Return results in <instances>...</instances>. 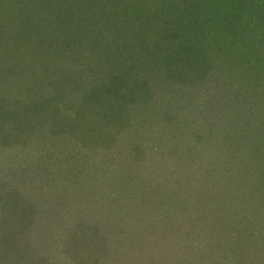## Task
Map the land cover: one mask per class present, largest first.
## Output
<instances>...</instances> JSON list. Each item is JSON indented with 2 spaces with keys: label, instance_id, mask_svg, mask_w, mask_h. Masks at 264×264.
<instances>
[{
  "label": "rangeland",
  "instance_id": "1",
  "mask_svg": "<svg viewBox=\"0 0 264 264\" xmlns=\"http://www.w3.org/2000/svg\"><path fill=\"white\" fill-rule=\"evenodd\" d=\"M34 1L16 0L13 4L12 0H0V52L5 53L6 49L10 70L17 69L22 62H25V59L29 58L26 52L32 50L34 46L36 48V45H46L48 54L49 45L58 47L57 37L50 39L48 36L50 30H61L64 34L65 31L69 33L71 31L70 38L77 36L78 40L85 41L86 45L81 54L78 51L79 41L73 43L70 50L64 52L66 67L63 64L58 67L66 70L59 73L60 78L56 75L54 79L57 83L55 86L58 87L56 92L62 93L75 87L77 70L84 63L87 64L83 66L87 72L108 70L98 78V87L103 89L111 64L114 62L108 64L107 59L106 61L100 59L102 56L98 51L95 35L98 32H101V35L109 34L108 30L121 35L118 26H122L123 17L114 16L112 13V18L106 19L110 25L75 32L80 18L79 10L73 7V1L59 0L62 6L65 1H70L69 8L72 7V10L68 11L61 5L57 8L53 0L52 2L44 0L47 2L45 11L51 15L47 22L51 25L47 27L38 22L41 14L35 11L37 8L34 7ZM144 1L151 8L149 0ZM152 1L155 6L149 10V15L153 10L154 16L160 18L158 21L162 23L163 16L171 18L172 11L166 7L170 0H164L165 4L161 6L156 4L157 0ZM179 1L183 5L182 8H187L189 5L185 0ZM115 8L117 9L114 6L113 10ZM117 10H121L119 14H123L124 7ZM138 15H140L138 12L135 13L136 17ZM116 20L118 21L115 23ZM185 23L175 26L173 22L170 34H181L180 37L187 42L189 29L187 30V26H182ZM192 32L196 31L190 33ZM44 35L45 43H43ZM199 38L201 37L197 33V41ZM148 41L150 36L147 37L144 33L140 38H130L127 47L131 46L129 50L134 49L136 54H140L142 47L148 46ZM155 46L158 47L153 45ZM82 47L84 45L81 43V51ZM255 47L254 54L262 55L261 49H264V43ZM156 51L158 49L154 52ZM246 53H250V48ZM240 56H236L233 60L225 56L222 60L213 57L206 59L209 70L203 74L199 81L202 87L195 93L190 91L188 84L182 83H179L172 92L165 83H155L150 80L151 77L147 83L141 82V85L132 91L130 105L133 111L131 118L134 121L130 122L127 129H132L136 137L141 131L145 133H143L145 136L138 137V140L134 141L132 148L144 147V153L138 159L141 165L146 166L144 171L149 177L142 179L143 177L133 176L130 166L124 163L120 167H115L118 163L115 164L113 160L108 163L112 168V176L109 179L110 171L106 172L103 168L97 172L92 168L93 157H90L89 150L84 151V156L79 155V152L72 154L74 160L84 164L83 167L79 166V169L83 170L82 174L73 171L74 174L79 172L84 180L81 185H76L77 193L67 198L65 196L60 198L57 195L54 201L52 197H43L40 201L34 198L31 192H36L38 188L37 175L26 174L16 179L10 177L8 180L11 182L8 183L9 181L6 180L4 184L1 182L5 179L1 177L0 195L10 193L11 186L14 192L23 195L20 203L27 210L23 217L36 220L41 228L54 227L51 234H40L37 237L40 242L37 241V244L25 246L24 248L29 250H24L22 254L18 253V258H15L16 264L21 262L24 264L19 260L22 258H27L24 261L33 264H264L262 260L264 205H261L259 196V194L264 195V94L262 95L263 92H258V88H255L241 95L245 97L243 103L247 101L254 103L261 98L262 107L257 112L249 114L248 118L240 120L241 117L235 112L240 103L236 90L224 89L228 84L239 85L240 80L233 75L238 74V68L243 65L244 61ZM93 57H97L98 60ZM125 61H120L121 64L116 63V71L128 68V63L126 64ZM218 61L223 62L220 64L230 73V77L233 76L235 79L231 78V80L226 76L225 70L219 66ZM18 69L21 70L22 67ZM54 69L50 67V70ZM47 79L51 82L50 76ZM22 83V79L16 80L10 88H4L8 91L3 92L2 97L12 99L14 93L21 90ZM208 86L214 92L218 89L219 96H234L238 102L236 107L218 118L208 111V108L206 113L191 115L190 111H186L193 104L191 99L195 98L199 102L201 96L198 94L205 93ZM169 90L170 96H168ZM159 94L165 95L159 96ZM27 95L28 92L23 95L24 97L20 96V99L24 101L26 98L39 97L32 93ZM155 98V103H152L151 100ZM30 117L33 120L34 117L31 115ZM146 118L149 121L148 126L144 123ZM29 127L33 128L31 130L35 129L33 124ZM39 128L42 132H47V126L44 129L42 126ZM127 129L118 126L117 131L122 136L121 134ZM51 136L44 138L42 143L44 145L52 143L53 136ZM59 142L63 141L59 140ZM52 145L56 147L53 143ZM200 150L209 153L205 163L201 160ZM195 154H197L196 159L193 157ZM4 155L5 153L2 152L0 159ZM191 159H195L194 164L190 162ZM184 161H186L185 165ZM1 170L4 172L3 169ZM3 172L0 171V174ZM168 173H173V179L176 181L183 182L182 186L176 181L169 184L171 189L175 188L176 195L175 192L173 195L184 199L183 205L178 204L179 200L164 198L165 192L171 189L162 187L158 190L157 184L153 182L154 179H160V175ZM46 179L47 176L43 177V180ZM61 180V184H64L67 180L65 175ZM157 182L163 183L161 180ZM81 195V199L77 197L68 202L71 197ZM36 202L43 203L35 204ZM66 203L69 205L66 206ZM33 205L35 206L31 207ZM56 207H59V212L54 211ZM2 209L3 203L0 202V219L3 215ZM56 216L64 222L56 224L49 219ZM23 228L20 225L19 232L22 233ZM14 231L17 229H12V233ZM5 233L7 234V231ZM72 234L78 238L79 246L70 247L66 243L67 237ZM0 238V242L7 241L6 238L3 239L1 236ZM2 245L0 264H15L10 257L2 259L6 255L9 256V254L3 256Z\"/></svg>",
  "mask_w": 264,
  "mask_h": 264
},
{
  "label": "trees",
  "instance_id": "2",
  "mask_svg": "<svg viewBox=\"0 0 264 264\" xmlns=\"http://www.w3.org/2000/svg\"><path fill=\"white\" fill-rule=\"evenodd\" d=\"M53 1L56 2L57 8L61 5L62 8L65 7L68 11L72 10V7L69 8V6L70 1H73V7L75 10H79L78 16L80 18L75 32L110 25L106 19L112 18V13L114 16L123 17V20H121L122 26H118L121 35L111 33L112 30L107 31L109 34L101 35V32H98L95 35L98 41L96 42L99 47L98 51L102 56L100 59H103V61L107 59L108 64L114 63L111 64L109 76L103 84V89L98 87V78L102 73H107L108 70H101V72L91 70L87 72L83 68L87 65L84 63L77 70L75 87L57 93L56 89L58 87L55 86L56 80L54 79L56 75L57 78L58 76L60 78L61 74L59 75V73L66 70L64 68L60 69L58 66L61 67L62 64L65 66L66 55L64 52L67 49L70 50L69 48L73 43L79 41L77 36L76 38L69 37L70 34L72 35L71 31L69 33L64 30L65 34L61 30L47 32L50 39L57 37L58 47L49 45L48 50L50 53L48 54L46 45H36V48L34 46L32 50L26 52L29 58L25 59V62L20 65L18 64V68L22 67L21 70L18 68L13 69V71L10 70L6 49L5 53L0 52L2 53L0 54V64L2 63L0 65V89L10 88L16 80H23L21 90H17L18 92L14 93L10 100L2 97L3 92H7L8 89L0 91V154L5 153L3 158L0 159V171L3 172L1 169L4 170L0 174V180L1 177L5 179L1 182L2 184L10 177L16 179L26 174L27 176L32 174L37 175L36 181L39 184L36 192H31V195L39 201L43 197H52L54 201L55 195L60 198L64 196L67 198L71 194L75 195L77 193L75 191L78 190L75 189L76 185H81L84 180L80 175L83 170L79 169V166L83 167L84 164L74 160L72 154L79 152V155L84 156L86 150H89L90 157H93L92 168L97 172L103 168L106 172L110 171L109 179L112 176V168L111 164L109 168L108 163L113 160L115 164L118 163L115 167H120L124 163L130 166V172L133 176L143 177L142 179L149 177L144 171L146 166L141 165L140 159H138V157H142L144 147L135 146L132 148L134 141L138 140V137L145 136V133L141 131L136 137L132 129H127L130 122L134 121L131 118V112H133L130 105L132 103L131 93L141 85V82L146 81L147 83L150 77V80L155 83H165L172 92L178 87L179 83H182L188 84L190 91L195 93L202 87L199 81L203 74L209 70V65L206 62L209 57L222 60L225 56L227 59L233 60L236 59V56L241 55L240 58L244 61L242 67L238 68V74L233 75L240 80L239 85L228 84L224 86L225 90H236L240 103L238 108H235V112L241 117L240 120L248 118L249 114L257 112L262 107L260 105L261 98L254 101V103L248 101L243 103L245 97L241 95L249 90L253 91L255 88H258V92H263L262 95L264 94V49H261L262 55H256L253 52L256 49L255 46L264 43V0H185L189 3L187 8H182L183 5L179 0H170L167 2L166 7L172 11L171 18L163 16L161 18L163 23L158 21L160 18L154 16L153 10H151L152 14H148L152 6H155L152 0L148 1L151 8L144 0H70L65 1L63 6L59 0ZM12 3L15 4L16 0H12ZM46 4L47 2L44 0L34 1V7L37 8L35 11L41 14L38 22L50 27L51 24L47 22L51 15H48L45 11ZM156 4L164 5L165 1L157 0ZM114 6L117 9L124 7L123 14H119L121 10L119 11L116 8L113 10ZM60 12L65 13L61 10ZM137 12L140 14L138 17L135 16ZM188 18H191V20H184ZM182 21L186 22L182 26H187V30L189 29V32H187V36L189 35L187 39L189 40L187 42L186 39L183 40L180 37L181 34H170L172 23L174 22L173 25L178 26L183 23ZM14 22L17 23L15 20ZM191 31L196 32L190 33ZM144 33L147 37L150 36L148 42L152 47L150 48L149 43L145 48L141 46L143 49L140 50V54H136L134 49L129 50L131 46L127 47V42L130 38H140L144 36ZM197 33L201 37L198 41ZM192 37L195 38L191 40ZM45 38L44 35L43 43H45ZM79 42L78 51L81 54L85 49L86 42L81 40ZM81 43L84 45L82 51L80 48ZM153 45L158 47H153ZM248 48H250V53H246ZM156 49L158 51L154 52ZM128 51L134 54L130 55ZM93 58L98 60L97 57ZM215 60L217 61V59ZM120 61L128 63V68L116 71V63L121 64ZM26 63H29V65ZM220 63L223 62L218 61V64L224 69ZM50 67L55 69L50 70ZM225 72L227 77L235 79L233 76L230 77L227 70ZM48 76L51 77V82H48ZM52 80H54V84H52ZM210 88L208 86L205 93L200 92L198 94L201 96L199 102L195 98L191 99L193 104L186 111H190L191 115L210 111L218 118L222 114L226 115V112L236 107L238 102H236L234 96L222 97L218 95L220 93L218 89L214 92ZM170 90L168 96H170ZM27 92V96L32 93V95L36 94L39 97L37 99L30 97L28 98L30 100L26 98L22 101L20 96H25ZM161 95L159 94V96ZM206 97L208 98L205 100ZM155 101L156 98L151 100L152 103H155ZM207 108L208 111H206ZM221 110L222 112H220ZM30 115L34 117V121ZM144 123L146 125L149 123L147 118ZM30 124L35 125L34 130H31L33 128L29 127ZM39 126H42L43 129L47 126V132H42ZM118 126L127 129L124 134H121L122 136L117 131ZM50 135L53 136L51 140L54 146L60 149L53 147L52 143L49 145L42 143V140ZM59 140L63 142H59ZM134 148L136 149L134 150ZM200 156H202L201 160L205 163L209 153L202 150ZM193 157L196 159L197 154ZM195 159H191L190 162L194 164ZM185 163L186 161H184V165ZM73 171H79L80 173L74 174ZM61 174L62 176L65 175L67 179L64 184H61ZM42 176H47V179L43 180ZM157 180H161L163 183L157 182ZM157 180L154 179L153 182L157 184L158 190L162 187L171 189L169 184L176 181L173 179V173L162 174L160 179ZM8 181V183L11 182ZM100 181L102 182L101 178ZM176 182L182 186V180ZM164 190L166 191V189ZM9 192L0 195V202L3 203L0 236L7 239L6 242H0V247L2 244L4 245L1 249L3 256L9 254V256L6 255L2 259L10 257L12 263L16 264L17 260L15 258H18V253L22 254L24 250H29L24 248L25 246L37 244V241L40 242L37 237L40 234H51L54 227L41 228L42 226H39L36 220L23 217L24 213L27 212L20 203V198L23 195L14 192L12 186ZM174 192L175 188L166 191L164 198L179 200L178 204L183 205L184 199L177 198L175 196L176 192L173 195ZM259 196L262 201L261 205H264V195L259 194ZM77 197L81 199L82 195L73 196L68 199V202ZM40 203L43 202H36L35 204ZM68 205L69 203H66V206ZM54 211L59 212V207H56ZM59 216L61 217V215ZM60 217L56 216L49 219L59 224L64 222ZM20 225L24 227L22 233L19 232ZM12 229H17V231L12 233ZM5 231H7V234ZM77 239L72 234L67 237L66 243L70 247L79 246L80 243ZM262 255V260H264V249ZM24 259L27 258L19 260L23 261L24 264H33L32 262H25Z\"/></svg>",
  "mask_w": 264,
  "mask_h": 264
}]
</instances>
